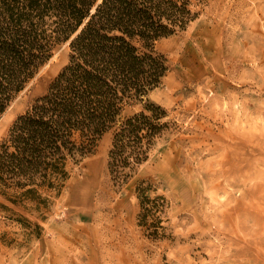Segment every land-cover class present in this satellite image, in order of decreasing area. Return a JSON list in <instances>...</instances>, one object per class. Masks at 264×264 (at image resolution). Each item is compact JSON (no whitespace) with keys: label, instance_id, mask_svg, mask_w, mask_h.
<instances>
[{"label":"rangeland","instance_id":"374dc122","mask_svg":"<svg viewBox=\"0 0 264 264\" xmlns=\"http://www.w3.org/2000/svg\"><path fill=\"white\" fill-rule=\"evenodd\" d=\"M192 9L184 31L156 44L168 71L146 98L167 128L148 160L116 183L108 132L46 207L0 197V264H264V0ZM68 55L58 46L10 102L0 143Z\"/></svg>","mask_w":264,"mask_h":264},{"label":"trees","instance_id":"16d2710c","mask_svg":"<svg viewBox=\"0 0 264 264\" xmlns=\"http://www.w3.org/2000/svg\"><path fill=\"white\" fill-rule=\"evenodd\" d=\"M194 0H0V115L68 42V62L0 143V197L46 207L111 132L107 170L122 185L167 128L146 97L168 71L156 44L197 18ZM139 188V204L148 200ZM144 217V215H142Z\"/></svg>","mask_w":264,"mask_h":264}]
</instances>
